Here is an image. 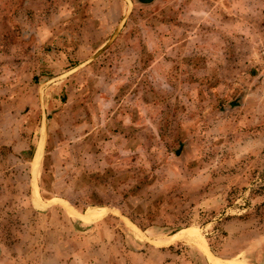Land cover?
<instances>
[{"label": "rangeland", "instance_id": "1", "mask_svg": "<svg viewBox=\"0 0 264 264\" xmlns=\"http://www.w3.org/2000/svg\"><path fill=\"white\" fill-rule=\"evenodd\" d=\"M192 228L264 264V0H0V264H208Z\"/></svg>", "mask_w": 264, "mask_h": 264}, {"label": "bare ground", "instance_id": "2", "mask_svg": "<svg viewBox=\"0 0 264 264\" xmlns=\"http://www.w3.org/2000/svg\"><path fill=\"white\" fill-rule=\"evenodd\" d=\"M39 151V146L36 148L33 157H32V169L35 167V163L37 160V155ZM67 212L69 215L75 217L76 214L72 212L70 209H67ZM83 216L85 218H89L94 221H100L104 219H108L112 217V214L108 212L107 208L103 205H96L89 207L85 210ZM131 233V238L133 240L139 239L138 236L134 232ZM190 240L195 243V245L198 247V250H200L204 256L206 257L208 264H220V259L214 255H212L208 249L205 246V238L204 236L199 232V230L192 228V229H185L183 231H176L174 233L168 234L164 237H162V240H159L158 243L159 245H166V244H172L180 240ZM195 249V248H194Z\"/></svg>", "mask_w": 264, "mask_h": 264}, {"label": "trees", "instance_id": "3", "mask_svg": "<svg viewBox=\"0 0 264 264\" xmlns=\"http://www.w3.org/2000/svg\"><path fill=\"white\" fill-rule=\"evenodd\" d=\"M141 184L142 183L135 185V187L130 192H132V193L138 192V190L140 189ZM132 193H130V194L133 195ZM153 207H155V204H154V202H151L150 204H146L144 209H145L146 213L149 214V211H151V209Z\"/></svg>", "mask_w": 264, "mask_h": 264}]
</instances>
